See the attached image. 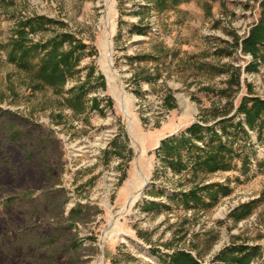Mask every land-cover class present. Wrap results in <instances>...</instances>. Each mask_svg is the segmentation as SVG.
<instances>
[{
	"label": "rangeland",
	"instance_id": "374dc122",
	"mask_svg": "<svg viewBox=\"0 0 264 264\" xmlns=\"http://www.w3.org/2000/svg\"><path fill=\"white\" fill-rule=\"evenodd\" d=\"M157 1L0 2V124L26 133L20 143L0 141V264H170L179 250L204 264H235L231 249L241 246L254 254L250 264H264V136L241 114L220 122L249 93L264 99V53L253 69L243 51L261 0H185L165 9ZM35 17L53 22L31 33L33 42L69 32L86 46L64 97L31 90L8 60L16 25ZM84 82L87 112L77 115L64 98ZM192 124L210 126L234 149L230 170L197 167L196 157L220 140L212 130L200 139ZM182 138L198 148H182L176 171L163 144ZM213 183L230 193L219 192L212 206L206 192L202 203L184 202ZM248 203L251 213L234 220L232 211ZM31 225L58 228V238L27 251L16 239Z\"/></svg>",
	"mask_w": 264,
	"mask_h": 264
},
{
	"label": "trees",
	"instance_id": "16d2710c",
	"mask_svg": "<svg viewBox=\"0 0 264 264\" xmlns=\"http://www.w3.org/2000/svg\"><path fill=\"white\" fill-rule=\"evenodd\" d=\"M6 0H0L4 3ZM185 0H158V6L165 8H171L179 5ZM12 5L14 4L11 2ZM260 18L259 22L251 29L249 37L243 41V51L250 53L255 59L250 67L257 68L259 58L263 57L264 53V0L260 2ZM1 9V7H0ZM53 21L45 17L27 18L18 22L15 27L14 34L9 39L8 60L15 64L27 78V87L33 91L43 90L50 88L54 90L57 95L64 97L66 95L65 87L70 79H73L80 73L81 53L85 49V45L79 42L69 32H59L47 39L46 41L33 42L30 40L29 35L35 33L40 28L47 27ZM68 44V47L66 46ZM91 73L93 69L90 70ZM90 74V73H89ZM93 74V73H92ZM91 74V75H92ZM237 80V85H239ZM85 82L78 86L77 91L70 92L67 97L64 98L67 106L75 112L77 115H81L87 112L86 100H85ZM246 96L242 99L234 115L221 119L220 122L224 123L228 120L234 119L237 114L244 115L245 125L249 130H257L259 132V138L264 136V99L259 97ZM93 107L99 108V103L94 100ZM12 116V115H11ZM9 116L11 122H16L15 116ZM1 121V120H0ZM5 123V120H3ZM2 123V122H0ZM20 126L24 127L21 123ZM239 129L244 134H248L243 121L237 123ZM0 126H2L0 124ZM5 126V125H4ZM3 127V126H2ZM213 131L215 138L220 140L219 144H214V141H210L209 150L204 155H198L196 157V165L198 168H206L209 172L228 171L231 169L233 153L235 152L232 147L227 146L221 141V136L217 134V131L213 128L204 127L201 124H192L189 131L195 135H198L200 139H203L201 132ZM26 133L24 128L16 130H6V128H0V141L9 140L20 143L24 140ZM34 138L30 136L29 138ZM35 140V139H34ZM32 142L35 143L36 141ZM189 143L193 148L198 146L193 144V140L189 138H182L178 144L174 145L172 142L163 144V150L165 152L166 161L168 165L176 171L183 169L182 153L181 150ZM249 163V158H246L244 164ZM202 192H206L210 198V203L207 206L214 205L219 196V192H223L224 195L230 193V189L223 187L219 183L207 184L196 187L189 193L184 194V202L190 203L195 201L196 203H202ZM252 211V204H244L232 211L231 217L234 220L245 219ZM30 228H34L37 232V237L33 240L27 239V231L29 235H32ZM40 230V231H39ZM60 229L53 231L44 229L40 225H31L27 227L24 234L16 239V243L23 246L27 251L28 248L34 247L41 248L47 244L55 242L58 238L57 232ZM35 233L34 231H32ZM55 232V233H54ZM51 233L53 235L49 236ZM12 244H14L12 242ZM6 248L7 254L12 252L11 245ZM15 245V244H14ZM236 252L237 255L231 258V261L235 264H250V260L253 255L247 246H241L239 248L231 249ZM225 262V261H224ZM170 264H204L198 258L185 250H179L174 252L170 256Z\"/></svg>",
	"mask_w": 264,
	"mask_h": 264
}]
</instances>
